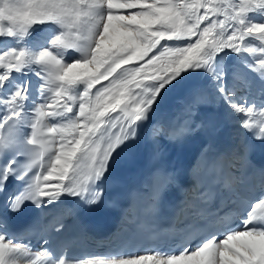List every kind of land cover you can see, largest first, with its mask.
<instances>
[{"label": "snow or ice", "instance_id": "obj_1", "mask_svg": "<svg viewBox=\"0 0 264 264\" xmlns=\"http://www.w3.org/2000/svg\"><path fill=\"white\" fill-rule=\"evenodd\" d=\"M45 25L51 36L31 41ZM0 39L16 45L0 48V195L12 213L64 195L95 204L113 153L192 71L264 139V120L253 122L257 109L236 99L224 63L235 55L234 79L247 85V69L264 82V0H0ZM29 74L39 83L18 79ZM10 179L23 189L7 192ZM234 210L228 223V213H213L206 233L181 229L177 251L81 257L33 251L0 218V264H264V195Z\"/></svg>", "mask_w": 264, "mask_h": 264}, {"label": "bare ground", "instance_id": "obj_2", "mask_svg": "<svg viewBox=\"0 0 264 264\" xmlns=\"http://www.w3.org/2000/svg\"><path fill=\"white\" fill-rule=\"evenodd\" d=\"M45 37L48 36H41L38 34L35 35L33 41H42ZM6 43L3 39H0V48L6 47ZM235 58V55H229L224 58L227 71L225 82L229 88L236 92L237 100L243 103L244 100L241 98L246 97L247 103L259 110V108L264 105V82H262L256 74L247 69H244L242 73L248 81L247 85L234 79L233 72L235 69H238L235 68L233 64ZM235 62L238 61L236 60ZM28 77L29 78L18 77V79H30L33 81L34 74H29ZM35 79L37 83H34V85L39 83L38 78L36 77ZM207 102L221 105L227 113L231 123L233 122L231 118L238 116V114H234L233 109L229 107L220 93L216 90L214 82L204 72L192 71L185 74L184 78L181 79L179 83H175L174 86H169L167 91L163 92L162 98H159L158 103L153 106V111L150 112L149 118L143 123H140V125L144 130L150 133L154 139H166L168 135V125L173 115L178 112L184 115L190 114L191 111L197 107L198 103ZM231 152L233 155H236L234 150H231ZM51 183H55V181Z\"/></svg>", "mask_w": 264, "mask_h": 264}, {"label": "rangeland", "instance_id": "obj_3", "mask_svg": "<svg viewBox=\"0 0 264 264\" xmlns=\"http://www.w3.org/2000/svg\"><path fill=\"white\" fill-rule=\"evenodd\" d=\"M258 19V18H257ZM36 30H38L39 31V35H41V36H46V34L49 32H51V34H52V32L54 31V28H53V26H50V25H45V26H37V28H36ZM41 32V33H40ZM50 34V35H51ZM34 39H35V36H34ZM32 40V39H31ZM3 41L6 43V41H7V43H6V47H8V45H10L9 47H12V46H16L15 45V43L13 42V41H11V40H4L3 39ZM70 52H71V50H69ZM236 57V56H235ZM235 61L237 60V58H235L234 59ZM234 64V63H233ZM235 66V68H239L240 66H239V64H238V62H235V64H234ZM104 84H106L107 83V81H104L103 82ZM97 87H99V85L97 86ZM240 93H241V91H240Z\"/></svg>", "mask_w": 264, "mask_h": 264}]
</instances>
